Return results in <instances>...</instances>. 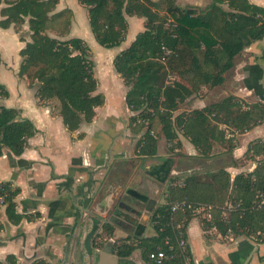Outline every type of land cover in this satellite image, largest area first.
<instances>
[{"label":"trees","instance_id":"1","mask_svg":"<svg viewBox=\"0 0 264 264\" xmlns=\"http://www.w3.org/2000/svg\"><path fill=\"white\" fill-rule=\"evenodd\" d=\"M78 3L86 8L90 31L104 49L117 48L125 41L126 16L144 19L143 32L112 61L127 88L125 104L134 113L129 124L137 123L143 130L136 145L137 155L155 156L159 139H164L168 151L175 153L182 136L202 158L210 159L215 156L212 145L232 146L219 126L226 124L242 133L264 122L263 107L251 106L244 111L232 98L202 110L180 112L182 104L221 85L233 59L264 37V21L257 8L244 0H212L205 9L182 7L175 0ZM1 4L0 28L26 26L30 34V41L19 51L17 75L36 88L40 105L56 104L68 131L90 123L104 99L96 93L90 47L79 38L67 39L71 11L55 12L58 0H0ZM55 24L60 30H55ZM8 95L0 84V99ZM34 133L33 124L21 119L18 110L0 106V156L4 149L20 156ZM258 143H251L248 151H254ZM225 167L214 170L207 179L194 173L183 182L170 181L164 203L153 212L154 235L117 240L112 248L114 255L126 259L140 250L144 263L157 264L149 260V254L162 251L165 258L160 264H184L177 240L185 238L186 225L200 206L211 207V220H203L205 229L214 227L222 236L248 235L264 241V207L259 206L264 193V178L259 173L264 165L234 177L224 171ZM6 187L5 214L11 224H18L22 217L15 214L17 191ZM177 202L188 204L173 213L171 208ZM112 235L113 228L103 225L93 239L94 246L103 247ZM0 264L15 261L9 257Z\"/></svg>","mask_w":264,"mask_h":264},{"label":"crops","instance_id":"2","mask_svg":"<svg viewBox=\"0 0 264 264\" xmlns=\"http://www.w3.org/2000/svg\"><path fill=\"white\" fill-rule=\"evenodd\" d=\"M175 1L179 6L198 9H205L212 2ZM244 1L257 8L259 18L264 21V0ZM74 2L75 9L65 6L64 0H58L55 12L67 9L72 13L67 39L79 38L90 47L91 53H101L99 59L95 61L91 57V61L97 80L96 93L104 99L103 105L95 110L93 120L81 123L75 131L65 128L54 102L40 105L35 97L36 88L30 87L26 79L17 75L21 62L19 51L30 41L27 27L24 26L17 33L12 26L5 30L0 28V84L9 94L7 98L0 99V106L18 110L20 118L29 120L35 128L20 156L13 155L8 149H4L0 156V184L17 191L15 214L22 217L18 224H11L5 214V206L0 207L1 263H5L9 257L13 258L15 264H71V260H78L79 251L76 249L73 254V247L77 233L82 234V230L77 227L84 211L94 202L97 186L108 178L110 183L118 184L121 180L140 176L134 174L141 172V169L147 172L148 177V172L155 175L158 172L161 175L156 176L163 177L169 167L160 192L163 197L160 195L156 209L164 203L170 181L183 182L186 176L194 173L199 178L198 172L213 173L225 166L224 171L234 177L264 165V122L242 133L233 131L226 124L219 126L232 146L212 145L215 156L210 159L202 158L182 136H179L181 147L175 153H170L165 140L159 139L155 156L137 155L136 145L143 130L138 129L137 123L129 124L134 113L125 104L127 88L115 73L112 61L132 43L138 33L143 32L144 19L126 16L125 41L117 48L98 50L91 44L95 41L91 32L88 39L72 35L76 23L73 20L75 11L81 12L83 8L87 13L78 0ZM3 6L1 4L0 9ZM85 21L89 27L87 16ZM227 98L234 99L244 111L251 106L264 108V37L233 59V65L224 74L221 85L182 104L180 112L202 110ZM255 141L259 142L258 145L249 152L250 144ZM162 147L168 152L167 155L162 154ZM177 154L179 159H175ZM220 159L223 165L189 171L193 162L197 164ZM172 160L178 161L183 168L177 177L168 181L173 168ZM126 169L130 172L124 173ZM262 171L260 178H264ZM97 210L102 211L100 207ZM210 211L204 206L198 207L186 225L184 240L191 264H264L262 239L248 235L222 236L216 229H205L203 220H207L206 214ZM153 235L148 223L141 238ZM127 236L121 230L113 229L112 237L106 239L103 245L110 242V256L96 258L93 264H146L140 250L134 251L126 259L114 255L112 248L115 241ZM103 247L96 250H103Z\"/></svg>","mask_w":264,"mask_h":264},{"label":"water","instance_id":"3","mask_svg":"<svg viewBox=\"0 0 264 264\" xmlns=\"http://www.w3.org/2000/svg\"><path fill=\"white\" fill-rule=\"evenodd\" d=\"M171 162L169 161L168 164ZM222 159L211 162H193L191 170L223 165ZM169 172L157 177L148 172V176H138L110 183L109 178L97 186L93 203L84 211L81 223L77 228L82 230L75 238L73 254L79 251V259L71 260V264H93V260L110 256L111 244L108 242L103 250L92 249L94 237L103 225H110L134 238H141L155 210L161 195L162 183ZM92 202V201H91ZM100 207L102 211L97 210ZM114 260V258L112 257Z\"/></svg>","mask_w":264,"mask_h":264},{"label":"rangeland","instance_id":"4","mask_svg":"<svg viewBox=\"0 0 264 264\" xmlns=\"http://www.w3.org/2000/svg\"><path fill=\"white\" fill-rule=\"evenodd\" d=\"M9 1H13V0H9ZM74 3H75L74 0H64L65 6H67V7H72L73 6L72 7L73 9H75ZM83 10L84 9L82 8L81 12L75 11V15L76 16L74 15V19L73 20H74V22L76 21V23H75L72 35L75 34V36H80V37H82L84 39H86V38L88 39L90 37V35H91V33H90L91 31H90V29L87 26V23L85 21L87 13L85 12V10L84 11ZM77 12H79V13H77ZM23 27L13 28V30L17 33V32L22 31ZM60 28L61 27L58 24H55V30H60ZM49 34L52 35L51 33H49ZM88 41H89V43H91V40H88ZM91 44H93L94 47H96L98 50H106V49L98 46L95 41H93V43H91ZM94 47H91V48H94ZM110 54H112V53H110ZM91 57L94 58V60L96 61L97 58L99 59L101 57V53L99 55H98V53L95 54V52H94V54L91 53L90 59H91ZM161 152H162V154H165V155L168 154L166 149L163 148V147L161 148ZM182 153H183V156H184V152L183 151H182ZM175 159H179V156L175 155ZM209 175H210V173L201 174V173L198 172L199 178H202V179L208 178ZM147 233H149V231Z\"/></svg>","mask_w":264,"mask_h":264},{"label":"built area","instance_id":"5","mask_svg":"<svg viewBox=\"0 0 264 264\" xmlns=\"http://www.w3.org/2000/svg\"><path fill=\"white\" fill-rule=\"evenodd\" d=\"M6 190H7L6 185L0 184V207H4L6 205V203H5L6 202V196H5ZM187 204L188 203H186V202H177L172 206L171 211L173 213H175V212L179 211L180 209L184 208L185 206H187ZM259 206L264 207V193L260 195ZM206 208L208 211L211 210V207H206ZM206 219L211 220L210 212H207ZM212 229L215 230L214 227H212ZM177 247L180 250V253H181L182 258L184 260V264H191L190 258L186 254L187 252H186L185 240L179 237L177 240ZM164 258H165V255L162 251H156V252H152L149 254V260H151L157 264H160Z\"/></svg>","mask_w":264,"mask_h":264},{"label":"flooded vegetation","instance_id":"6","mask_svg":"<svg viewBox=\"0 0 264 264\" xmlns=\"http://www.w3.org/2000/svg\"><path fill=\"white\" fill-rule=\"evenodd\" d=\"M168 160V159H167ZM165 161V160H164ZM173 161V168L171 169V174H170V176L168 177V181H169V179H171V178H173V177H177L178 176V173L180 172V169H182L183 168V166H181L180 164H178L179 162L178 161H174V160H172ZM130 171H128L127 172V169L126 170H124V173H129ZM146 174H147V172L146 171H144L143 169H141V172H135V174H134V176H138V175H140V176H146ZM156 175H161V174H159L158 172L156 173ZM133 176V177H134ZM162 197H163V194L161 195ZM103 212V211H102ZM151 216H153V213H152V215ZM151 219H152V217H151ZM151 219L149 220V224H150V226H151ZM117 229V228H116ZM128 237V236H127ZM105 247V246H104ZM103 247V248H104ZM92 249H93V251H95L96 249H98L97 247H95L94 246V244H93V241H92Z\"/></svg>","mask_w":264,"mask_h":264}]
</instances>
